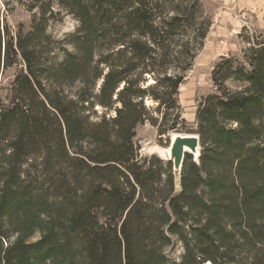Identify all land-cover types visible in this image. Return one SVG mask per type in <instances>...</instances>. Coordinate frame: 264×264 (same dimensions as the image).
Here are the masks:
<instances>
[{
    "label": "trees",
    "instance_id": "16d2710c",
    "mask_svg": "<svg viewBox=\"0 0 264 264\" xmlns=\"http://www.w3.org/2000/svg\"><path fill=\"white\" fill-rule=\"evenodd\" d=\"M27 1L29 31L0 23V74L18 67L0 96V264H264V41L213 67L177 179L135 129H180L212 24L199 0Z\"/></svg>",
    "mask_w": 264,
    "mask_h": 264
},
{
    "label": "rangeland",
    "instance_id": "374dc122",
    "mask_svg": "<svg viewBox=\"0 0 264 264\" xmlns=\"http://www.w3.org/2000/svg\"><path fill=\"white\" fill-rule=\"evenodd\" d=\"M186 1V0H183ZM202 16L211 21V27L204 40L202 49L198 52L191 68L185 73L183 83L178 91V104L182 123L177 132L158 135V128L149 122L139 124L135 129L134 141L139 147L142 157L156 155L164 160L162 150L170 147L172 134H194L195 114L198 103L208 94L215 92L211 72L221 58L235 57L241 59L242 51L247 48V40L264 41V29L257 27L250 19H244L223 0H199ZM232 5V4H231ZM32 13L28 11L27 0H0V23L7 25L15 35L21 27L24 32L29 31ZM76 23L70 17L62 21L50 23L48 32L55 39L61 40L74 31ZM18 67L14 66L0 74V96L5 98L13 81ZM148 79V83H152ZM229 88H234L238 83L229 80ZM146 104L153 106L151 101ZM161 151V152H160ZM192 157V156H191ZM193 158V157H192ZM194 160V159H193ZM182 253L180 244H175L169 250L170 257L179 261Z\"/></svg>",
    "mask_w": 264,
    "mask_h": 264
},
{
    "label": "water",
    "instance_id": "95a60500",
    "mask_svg": "<svg viewBox=\"0 0 264 264\" xmlns=\"http://www.w3.org/2000/svg\"><path fill=\"white\" fill-rule=\"evenodd\" d=\"M169 155L164 160L171 162L173 175L178 179L185 155H191L194 161L199 157V137L194 134H172Z\"/></svg>",
    "mask_w": 264,
    "mask_h": 264
},
{
    "label": "crops",
    "instance_id": "0c3cea01",
    "mask_svg": "<svg viewBox=\"0 0 264 264\" xmlns=\"http://www.w3.org/2000/svg\"><path fill=\"white\" fill-rule=\"evenodd\" d=\"M234 13L250 19L257 27L264 29V0H223ZM232 4V5H231Z\"/></svg>",
    "mask_w": 264,
    "mask_h": 264
},
{
    "label": "bare ground",
    "instance_id": "6f19581e",
    "mask_svg": "<svg viewBox=\"0 0 264 264\" xmlns=\"http://www.w3.org/2000/svg\"><path fill=\"white\" fill-rule=\"evenodd\" d=\"M171 138H173V135L171 136ZM169 150H170V147L167 148L166 150H164V151L162 150V152H161V151H160V152H161L162 155L165 157V156H168V155H169Z\"/></svg>",
    "mask_w": 264,
    "mask_h": 264
}]
</instances>
